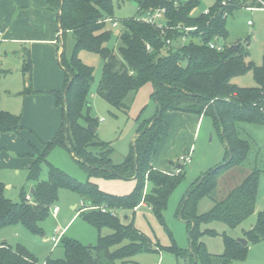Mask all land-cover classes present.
<instances>
[{
  "label": "trees",
  "instance_id": "16d2710c",
  "mask_svg": "<svg viewBox=\"0 0 264 264\" xmlns=\"http://www.w3.org/2000/svg\"><path fill=\"white\" fill-rule=\"evenodd\" d=\"M251 2L255 3L254 0ZM200 3L201 0L139 1L137 16L121 19L118 25L122 29L118 34L120 46L116 52L108 45L113 32L106 29V20L115 18L114 0H47L49 10L58 12L62 8V21L58 25L61 36L71 31L75 38L71 57H65L64 49L60 53V64L65 71L64 85L62 89L52 91L57 106L62 108L63 122L52 139L41 140L44 148L39 155L33 157V153H28L32 158L28 162V180L34 189L29 191V200L24 188L20 201L8 198L5 184L0 179V229L21 225L31 234L45 236L43 224L50 217L58 190L62 187L78 192L82 199L88 200V204L98 206L100 210L80 212L99 230L96 244L86 245L67 237L62 241L64 232L58 242H62L64 256L48 258L43 264L128 263L138 253L148 252L150 238L124 213L135 212L145 202L161 216L170 194L185 176L183 172L173 175L161 173L154 166L157 144L166 134L169 110L199 116L211 114L227 147L225 162L204 173L205 178L200 183H193L182 200L179 215L189 228L190 247L183 249L175 244L171 247L173 252L177 258L189 256L190 264H232L235 260L247 258L249 247L227 233L222 235L223 253L209 252L203 237L219 233L202 226L221 221L230 228H236L256 211L263 172L257 163L224 197L217 199L215 191L225 173L250 162L253 141L249 134H245L247 126L264 125V61L261 66L247 61V53L241 44L238 49L232 47L235 44H227L222 51L210 48V41H225L227 38L228 16L218 14L221 0H215L210 6V14L193 16L192 11L200 7ZM163 7L167 9L164 32L139 19L149 11ZM235 8H228L229 15ZM177 26L196 29L186 32L176 29ZM167 39L171 40L169 46L166 45ZM176 42L180 43L175 47ZM84 50L103 59L97 93L118 110L127 112L126 98L130 93L147 84H152L154 89L152 96L156 102V114L140 122L130 154L122 166L112 163L111 144L98 137V119L83 114L85 108L89 110L91 107L88 98L95 79L94 67L80 58ZM23 56V73L29 75L25 93L35 92L30 82L33 61L29 48H24ZM250 70L254 72L257 86L241 87L233 83L234 77ZM5 73L6 70L0 67V100L1 79ZM21 119V115L4 110L0 105V133H16L33 146L22 133L25 127ZM93 129H96L95 133H92ZM57 145L67 147L77 162L90 171L103 172L107 176L134 177L140 184L129 195H114L101 191L93 183L75 181L52 165L48 176L43 178L42 164L47 161L49 151ZM96 148L99 152L94 151ZM147 183L149 190L145 193ZM204 197L213 199L214 205L209 211L199 213L198 206ZM103 228L110 229V232L101 235ZM244 237L250 242L264 240V209L258 211L253 227L245 231ZM0 264L39 263L25 245L12 247L3 243L0 245Z\"/></svg>",
  "mask_w": 264,
  "mask_h": 264
},
{
  "label": "rangeland",
  "instance_id": "374dc122",
  "mask_svg": "<svg viewBox=\"0 0 264 264\" xmlns=\"http://www.w3.org/2000/svg\"><path fill=\"white\" fill-rule=\"evenodd\" d=\"M31 1L35 4H31ZM139 1L142 0H114L115 19L121 21V19L130 16H137ZM214 1L201 0L200 7L196 9L195 13L202 12L211 6ZM251 1H248V3L240 2L239 5L234 6L236 8L226 20L228 36L223 41L228 45L241 44L242 50L247 53V61L261 66L264 61V9L261 8L262 4L258 2L252 4ZM46 3L47 0H0V19L4 21L6 38L2 39L0 37V67L7 70L6 75L4 74L5 76L3 75L1 79L0 105L2 109L21 116H23L24 111L31 113L33 105L27 101L28 98L25 96V82L29 79V75L27 74V77L24 78V56L22 52L26 47L31 49L34 66L35 63L37 65V62H41L43 59L48 61V57L51 58L49 55L51 53L52 57L56 59L53 68L57 70L58 74L56 71L52 73L45 71L48 66L47 62L46 65L40 67L41 73L32 74L30 82L32 83V89H37V86H46L44 84L47 82V86L50 87L49 90L38 91V96H43L45 99L41 107L43 118L47 119V115L49 117L53 116V111H55L57 114L53 118L55 121L59 117L62 119L63 111L56 104L57 108L52 105L51 101H56L52 91L62 89L65 80V71L60 64V57L56 51L57 45L65 50V57L70 58L74 49L75 38L71 31H67L61 36L58 31V19L54 11L47 8ZM248 6H257L258 9H248ZM21 10L25 12L24 17L15 18L16 13ZM29 11L31 12L29 13ZM22 19H30V23L36 21L39 24L27 27L26 24L22 23L25 22ZM106 29L113 32V38L108 45L118 52L120 46L118 34L121 32L122 27H113L112 24L107 23ZM8 30L10 31L8 32ZM39 37L41 39H37ZM52 39L55 40L49 41ZM59 39L60 42H58ZM179 43L176 42L175 47ZM80 58L84 63L93 66L95 69V79L88 98L91 107L89 110L85 108L83 114H89L98 119V137L111 144L113 148L112 163L122 166L130 154L140 122L153 118L156 114V102L152 96L153 86L147 84L140 90L130 93L126 98V103L129 105L127 112L118 110L97 93L102 75L103 59L98 54L86 50L80 53ZM48 82L53 84L52 87L48 85ZM233 83L241 87H255L258 85L253 70L234 77ZM27 116L28 114L24 117L27 118ZM166 117L168 122L166 134L157 144L154 155L158 168L154 166L161 173L173 175L183 172L185 176L170 194L167 206L161 216H158L152 208L149 209L148 205L140 207L135 212L125 211L124 215L129 216L134 221L135 226L151 240V242L149 241L148 252L138 253L134 257L136 262L126 264H190L189 256L177 258L171 248L175 244L183 249H189L190 247L189 228L185 220L179 215L181 202L193 183L198 182L204 173L225 162L227 147L219 130L214 125L211 114H203L200 117L193 113L169 110ZM31 118H33L34 126L36 124L38 126L37 129H33L44 141H46L45 139L49 141L56 135L58 130L53 126L54 121H50V123H46L47 126H44V124H41V119L35 121V117L31 116ZM61 123L59 128L62 126ZM45 127L48 128L45 129ZM24 129L23 135L27 137L33 146L19 135L16 136V133L13 134L14 141L9 134H5L0 138V179L5 184V195L13 201H20L23 188L26 191V198L30 199L29 191L32 189L33 183L28 180V162L31 158L28 153H33V157H35L44 148L41 139L35 133L28 131L26 128ZM245 134L246 136L249 134L250 140L253 141L250 162L225 173L219 180L215 196L217 199L224 197L236 183L243 180L253 170L255 163H257L263 172L261 173L256 211L236 228H230L221 221H213L203 225V229L210 228L219 233L216 236L207 234L203 237L208 251L213 254H221L224 251L223 233H227L236 239L244 237L245 231L253 227L251 223L256 220L258 211L264 209V167H262V164H264V125L250 124L246 128ZM98 150L99 148H96L94 151L99 152ZM190 150H192L191 162H181L179 156ZM51 165L57 167L75 181L93 183L101 191L114 195H129L140 184V181L134 177L107 176L103 172L90 171L80 162H77L75 155L63 145H57L49 151L47 161L42 164L43 178L48 176ZM169 168L173 169L172 172L162 171V169ZM148 190L149 185L147 183L145 193ZM213 205V199L204 197L198 206V212L205 213ZM55 206L59 207L57 214H53ZM52 208L50 217L43 224L45 236L31 234L23 226L13 225L0 229V245L6 243L16 247L18 244H23L34 254L38 263L43 264L48 258L64 256L62 242L55 244L51 241V236L58 233L57 229L65 230L62 241L73 238L86 245L96 244L99 238V230L85 220L80 212L100 210L98 206L88 204V200L82 199L78 192L62 187L58 190ZM118 213L122 212L119 211ZM75 214L78 215L75 216ZM109 232L110 229L103 228L101 235H106ZM61 238L62 236L59 241ZM249 252L252 253V258L255 255L264 254V240L258 243L251 242ZM118 264L124 263L118 262Z\"/></svg>",
  "mask_w": 264,
  "mask_h": 264
},
{
  "label": "crops",
  "instance_id": "0c3cea01",
  "mask_svg": "<svg viewBox=\"0 0 264 264\" xmlns=\"http://www.w3.org/2000/svg\"><path fill=\"white\" fill-rule=\"evenodd\" d=\"M241 2H245L244 0H241ZM31 4H35V3H33L32 1H31ZM47 4V3H46ZM20 6H22V5H20ZM40 8H45V7H40ZM31 11H33V10H31ZM31 11H29V13L31 12ZM34 12V11H33ZM19 16H18V15ZM54 14L56 15V18L58 19V14H57V12H55L54 11ZM24 15H25V12H24V10H21L20 12H18V13H16V17L15 18H23L24 17ZM22 20H25V22H22L23 24H26L27 25V27H32V25H38L39 23L38 22H36V21H31L32 23H30L29 21H30V19H22ZM58 21V20H57ZM59 22V21H58ZM5 25H4V21L2 20V19H0V31L2 32V39H6L5 38V27H4ZM36 28V27H35ZM10 30H8V32H9ZM11 31H15V30H11ZM7 33V32H6ZM48 33V32H47ZM17 35V34H16ZM1 39V40H2ZM37 39H41L40 37L39 38H37ZM44 39V38H43ZM51 39V38H50ZM55 39H52V40H49V41H54ZM27 48V47H26ZM63 49L61 48V47H58V45H57V53H58V56L60 57V53H61V51H62ZM30 51H31V49H30ZM50 53V52H49ZM22 55H23V52H22ZM50 56H51V58H49L48 57V61L46 60V59H43L41 62L39 61V62H37V65H36V63H35V66H34V63H33V72H32V74L33 73H36V74H38V73H41L42 71H40V67H43L44 65H46L47 64V62H48V66H47V68L45 69V71H48V72H50V73H52V72H54V71H56L57 72V70H55L53 67H54V63H55V61H56V59L54 58V57H52V54L50 53L49 54ZM31 57H32V51H31ZM59 60H60V58H59ZM32 61H33V58H32ZM2 68V67H1ZM4 70H6V69H4ZM7 71V70H6ZM57 74H58V72H57ZM6 75V74H5ZM4 75V76H5ZM41 75V74H40ZM27 76L25 75L24 76V78H26ZM33 79H34V76H33ZM26 84H28V82H25ZM26 84H25V86H26ZM36 85H37V81H36ZM44 85H46V86H43V87H40V86H37V89H33V90H35V92H33V93H26L25 94V96L28 98L27 99V101H29V102H31L32 103V105H33V107H32V109L33 110H31V113L30 112H25L24 111V113H23V116H22V119H21V124L23 125V127H25V128H27V129H29V131L31 132V131H33L32 133H35V135L37 136V137H39V139H41L42 141H44V139L33 129V128H35V129H37L38 128V126H37V124H36V126H34V122H33V118H31V116H33V117H35L34 119H35V121L36 120H39V119H41L42 121H41V124H44V126L46 125L47 126V124L46 123H50V121H54V119L53 118H55L56 117V113H55V111H53V116H51V117H49L48 115H47V119H44L43 117H44V115H43V110H42V105L44 104V102H45V99L43 98V96L42 97H40V96H38L39 94V92L38 91H45V90H49L48 88H50V87H48L47 86V82H46V84H44ZM48 85H51V87H52V85L53 84H50V82H48ZM42 86V85H41ZM44 88V90H42ZM51 101V100H50ZM49 102V101H48ZM51 103H52V105H54V107L55 108H57L56 106H55V104H56V101L54 100V102L53 101H51ZM27 104V103H26ZM57 105V104H56ZM29 107H30V105H29ZM49 108H50V106H49ZM176 112H178V111H176ZM28 114V116H27V118L26 117H24V116H26ZM201 117V116H200ZM63 121V115H62V119H61V117H59L57 120H55L54 122H53V126H55V128H57L56 130H58V128H59V126H60V123ZM168 123V122H167ZM62 124V123H61ZM46 128H48V127H45V129ZM50 130V129H49ZM24 131V130H23ZM23 131H22V133H23ZM51 131H52V128H51ZM5 134H9V136H11L12 138L14 137L13 136V134L14 133H0V138L3 136V135H5ZM16 136H18L17 134H15ZM20 137V136H19ZM14 139L15 138H13V141H14ZM46 141H47V139H45ZM29 161H30V159H29ZM172 163V162H171ZM154 165L158 168V164L157 163H155V160H154ZM159 170H161L160 168H159ZM172 170L173 169H171V168H169V169H162V171H164V172H172ZM142 206H147V204L145 203V202H143V203H141L139 206H138V208L135 210V211H137L140 207H142ZM76 207V206H75ZM74 207V208H75ZM149 207V206H148ZM149 209H150V207H149ZM76 215H78V214H75V216ZM254 223H255V221H254ZM254 223H251L252 225L251 226H253L254 225ZM64 232H65V230H64ZM52 237V236H51ZM254 243H258V242H254ZM248 247H249V250H250V246H251V242L250 241H248V245H247ZM161 251V250H160ZM159 251V252H160ZM136 257V256H135ZM131 261L132 262H136V261H134V257L131 259ZM119 262H121V261H119ZM132 262H128V263H132ZM121 263H124V264H126L125 262H121ZM232 264H264V254H262V255H255L253 258H252V253L251 252H249V254H248V256H247V258L246 259H244V260H235Z\"/></svg>",
  "mask_w": 264,
  "mask_h": 264
},
{
  "label": "built area",
  "instance_id": "2783aa9c",
  "mask_svg": "<svg viewBox=\"0 0 264 264\" xmlns=\"http://www.w3.org/2000/svg\"><path fill=\"white\" fill-rule=\"evenodd\" d=\"M182 1L188 2V1H192V0H182ZM254 1L256 3L258 2V3L262 4L261 8L264 9V1L263 0H254ZM240 2H241V0H239V1L236 0L234 2H232L231 0H221V3H220L221 8L219 9L218 14L220 13L224 17L229 16L228 8L230 6L239 5ZM257 5H259V4H257ZM247 8L248 9H255V8L258 9L257 6L256 7H249L248 6ZM196 9L197 8H195L192 11L193 16H198L200 14H210V6L198 14L195 13ZM166 12H167V9L165 7L157 8V9H154L152 11H149L147 14L142 15L139 19L144 21V22L150 23L154 26H157V27L163 29L162 32H164L165 31L164 28L167 27V24L164 21ZM106 22L112 24L113 27H117L120 23V21H118L115 18L107 19ZM177 28L184 29L186 32L194 31L196 29V27H183V26H177L176 29ZM0 37H2L1 31H0ZM183 41H185V37L183 38ZM166 43H167L166 45L169 46L171 44V40L167 39ZM208 45L212 49H215L217 51H222L225 49L227 44L223 40L215 39V40L210 41ZM191 155H192V150L182 153L179 156V159L183 163H189V162H191V158H192ZM29 198H30V195H29ZM102 209H103V211L105 210V208H102ZM58 212H59V207L55 206L54 210H53V214H57ZM57 232L58 233L56 235L51 237V241L54 242L55 244H58V241H59L60 237L63 235L64 230L57 229Z\"/></svg>",
  "mask_w": 264,
  "mask_h": 264
},
{
  "label": "water",
  "instance_id": "95a60500",
  "mask_svg": "<svg viewBox=\"0 0 264 264\" xmlns=\"http://www.w3.org/2000/svg\"><path fill=\"white\" fill-rule=\"evenodd\" d=\"M61 12H62V8H60V9L58 10V12H57V14H58V21H59V24H60L61 21H62ZM232 47H233L234 49H238L240 46L235 44V45H233ZM216 113H217V111H216ZM216 115H217V117L219 118L218 114H216ZM95 132H96V129H93V130H92V133H95ZM204 178H205V176L203 175V176L200 178V180L198 181V183H200ZM32 191H34L33 187H32ZM237 240H238L242 245H244V246H247V245H248V239H246L245 237H239V238H237Z\"/></svg>",
  "mask_w": 264,
  "mask_h": 264
}]
</instances>
